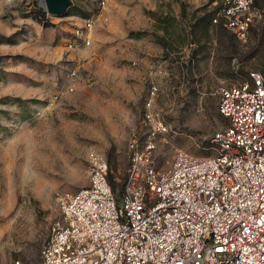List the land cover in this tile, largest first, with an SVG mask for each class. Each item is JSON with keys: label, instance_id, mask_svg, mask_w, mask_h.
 I'll use <instances>...</instances> for the list:
<instances>
[{"label": "rangeland", "instance_id": "obj_1", "mask_svg": "<svg viewBox=\"0 0 264 264\" xmlns=\"http://www.w3.org/2000/svg\"><path fill=\"white\" fill-rule=\"evenodd\" d=\"M42 2L0 0V264H42L54 192L87 187L92 154L118 193L147 115L167 126L157 169L177 151L213 155L225 125L215 91L264 68V12L240 43L205 28L220 0H70L60 16Z\"/></svg>", "mask_w": 264, "mask_h": 264}, {"label": "built area", "instance_id": "obj_2", "mask_svg": "<svg viewBox=\"0 0 264 264\" xmlns=\"http://www.w3.org/2000/svg\"><path fill=\"white\" fill-rule=\"evenodd\" d=\"M263 12L264 0H220L212 23L246 43ZM215 94L225 125L211 140L213 155L177 151L169 169H157L167 126L147 115L145 139L129 137L115 194L106 160L92 154L88 186L54 192L60 219L42 264H264V68Z\"/></svg>", "mask_w": 264, "mask_h": 264}, {"label": "water", "instance_id": "obj_3", "mask_svg": "<svg viewBox=\"0 0 264 264\" xmlns=\"http://www.w3.org/2000/svg\"><path fill=\"white\" fill-rule=\"evenodd\" d=\"M44 8L48 14L63 15L70 6V0H43Z\"/></svg>", "mask_w": 264, "mask_h": 264}, {"label": "trees", "instance_id": "obj_4", "mask_svg": "<svg viewBox=\"0 0 264 264\" xmlns=\"http://www.w3.org/2000/svg\"><path fill=\"white\" fill-rule=\"evenodd\" d=\"M203 20L204 22L206 23V29L209 27V26H212L214 28H217L218 30L220 31H226L225 28H223L220 24H212V14L211 13H207L203 16ZM208 30V29H207ZM114 177H112L111 174H109V183L111 185V188H112V191L115 192V186H116V182L114 181ZM121 189V188H120ZM120 191V190H119ZM118 191V192H119Z\"/></svg>", "mask_w": 264, "mask_h": 264}, {"label": "bare ground", "instance_id": "obj_5", "mask_svg": "<svg viewBox=\"0 0 264 264\" xmlns=\"http://www.w3.org/2000/svg\"><path fill=\"white\" fill-rule=\"evenodd\" d=\"M42 5L44 6V3L42 2Z\"/></svg>", "mask_w": 264, "mask_h": 264}]
</instances>
